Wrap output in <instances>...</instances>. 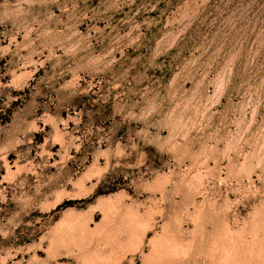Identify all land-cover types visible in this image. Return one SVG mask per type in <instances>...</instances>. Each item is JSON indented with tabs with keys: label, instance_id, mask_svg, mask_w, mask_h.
I'll return each mask as SVG.
<instances>
[{
	"label": "rangeland",
	"instance_id": "rangeland-1",
	"mask_svg": "<svg viewBox=\"0 0 264 264\" xmlns=\"http://www.w3.org/2000/svg\"><path fill=\"white\" fill-rule=\"evenodd\" d=\"M0 264H264V0H0Z\"/></svg>",
	"mask_w": 264,
	"mask_h": 264
},
{
	"label": "bare ground",
	"instance_id": "bare-ground-1",
	"mask_svg": "<svg viewBox=\"0 0 264 264\" xmlns=\"http://www.w3.org/2000/svg\"><path fill=\"white\" fill-rule=\"evenodd\" d=\"M181 248V247H180ZM222 250V249H221ZM177 247L175 248L173 245L171 248H168L166 249L165 251V255L167 256V258H172L174 256H177ZM180 251V250H179ZM162 253V252H161ZM216 254V253H215ZM162 259V258H161Z\"/></svg>",
	"mask_w": 264,
	"mask_h": 264
}]
</instances>
